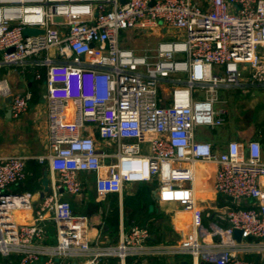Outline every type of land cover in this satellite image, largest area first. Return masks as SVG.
<instances>
[{
	"label": "built area",
	"instance_id": "1",
	"mask_svg": "<svg viewBox=\"0 0 264 264\" xmlns=\"http://www.w3.org/2000/svg\"><path fill=\"white\" fill-rule=\"evenodd\" d=\"M0 0V96L11 97L17 118L33 94L11 88L8 74L43 79L48 112L47 153L52 185L36 209L34 221L18 222L33 210L29 191H9L26 178L28 156H0V252L20 255L17 264H107L102 257L160 253L149 248L151 232L134 224L119 243L95 248L89 218L75 215L62 190L83 191L80 172L96 174L97 196L121 194L131 182L157 181L159 200L172 201L197 219L194 183L199 163L214 164V189L237 207L219 214L221 226H198L178 246L193 264H257L241 258L242 239L264 241V155L261 140H230L223 150L197 137L204 126L221 127L228 111L218 107L223 88L247 81L264 85V0ZM184 31L138 51L124 45L128 29L160 26ZM39 29L26 35L25 28ZM11 49V50H10ZM2 69L7 72H2ZM245 73H248L245 75ZM165 85L169 86L165 94ZM99 138L115 151L98 147ZM148 138V153L142 139ZM249 200L252 206H242ZM200 215V214H199ZM57 226L56 246L35 249L44 239V221ZM66 260V261H65Z\"/></svg>",
	"mask_w": 264,
	"mask_h": 264
},
{
	"label": "crops",
	"instance_id": "2",
	"mask_svg": "<svg viewBox=\"0 0 264 264\" xmlns=\"http://www.w3.org/2000/svg\"><path fill=\"white\" fill-rule=\"evenodd\" d=\"M194 1L203 7L208 6L207 0ZM137 31L140 30L128 29L123 33L125 46L132 47L130 45L131 39L129 38ZM148 31H154L157 38L161 39L183 37L185 35L184 31L181 32L165 25L155 30H145L144 36H146ZM5 71L7 72V70L2 69V72ZM8 78L11 88L15 92L30 91L33 94L28 109L17 118L12 116L11 101H8L9 97L0 96V156L22 154L29 157L27 160L26 178L17 185H11L9 191L15 193L29 191L32 194L31 199L35 208L33 210L20 211L15 217L19 223L23 221L31 222L36 218V209L44 197L50 193L49 189L43 196L41 195L43 190L41 179L44 177L46 169L47 177L50 179V188L53 180L48 163H42L37 158L38 155L47 153L49 147L48 105L45 97L47 87L45 80L34 78L32 74L25 76L19 69L10 71ZM258 86L264 87V85L255 84L250 81H247L240 87L246 91H250ZM240 87L223 88L221 91L232 88L240 89ZM198 129L197 137L202 140L211 141L217 150H223L226 144L234 139L261 140L264 155V142L261 138H257L252 134L246 136L243 132L233 130L224 133L222 138H220V136H216L217 128H210L213 132L206 131V129L198 131ZM94 135L97 138L100 149L106 152L115 151L114 143L99 138L96 130L94 131ZM142 140V151L143 153H148L149 140L147 137ZM214 172V164H197V178L194 183L198 201L197 212L200 214H198L197 219H195L194 213L184 211L176 202L159 200L157 181L131 182L125 186L121 194L112 193L107 195L105 199H101L97 196L96 192V174L94 172H80L79 178L84 184L83 191L78 194H70L66 190H62L61 197L71 202L75 215L88 216L89 226L87 234L93 249L104 248L119 243L122 235L127 233L134 224H137L148 228L149 232H151V239L147 242V246L150 249L153 247L164 252L133 255L128 257L126 264H171L173 262L181 263L189 259L190 264H193L189 255L176 253L171 249L185 240L193 228L202 226L204 229H211L212 223L225 226L226 223L219 221L220 212L225 208L237 207L229 197L214 189ZM209 179H211L210 183L208 182ZM243 205L252 206L253 204L251 201L246 200L243 202ZM44 223L46 227L45 237L31 244L35 249L48 250L58 243L55 221L47 219ZM235 249L241 258L253 260L257 264H264L263 240L253 237L241 240L237 239ZM0 256V264H17L20 258L18 254L6 256L2 255L1 252ZM71 260L74 264H83L84 257L72 258ZM102 260L107 264H119V258L116 256L102 257ZM199 264L215 263L200 261Z\"/></svg>",
	"mask_w": 264,
	"mask_h": 264
},
{
	"label": "rangeland",
	"instance_id": "3",
	"mask_svg": "<svg viewBox=\"0 0 264 264\" xmlns=\"http://www.w3.org/2000/svg\"><path fill=\"white\" fill-rule=\"evenodd\" d=\"M143 36L144 31H137L129 38L131 44L128 43L138 51H145L161 40V38H157L154 31H148L146 36ZM247 74L245 73V75ZM164 88L166 94L169 86L165 85ZM219 100L218 107L226 108L229 113L225 124L216 129V136L222 138L224 133L237 130L246 136L252 134L264 142V87H254L250 91H246L242 87L221 91ZM201 129L213 132L209 126L201 127L198 131ZM208 182L210 183L211 179Z\"/></svg>",
	"mask_w": 264,
	"mask_h": 264
},
{
	"label": "water",
	"instance_id": "4",
	"mask_svg": "<svg viewBox=\"0 0 264 264\" xmlns=\"http://www.w3.org/2000/svg\"><path fill=\"white\" fill-rule=\"evenodd\" d=\"M126 2V0H121V3L124 4ZM24 32L26 35H30L31 33H34V32H43L39 29H32V28H25L24 29ZM11 50V49H10ZM8 101H11V97L8 98ZM42 180V184H43V190L41 192V195L43 196L45 192H48L49 189H50V179L47 177V169L45 170L44 172V177L41 179ZM235 237L238 239V240H241L242 239V231L241 230H237L236 233H235ZM171 264H190V259L189 260H184L182 261L181 263H171Z\"/></svg>",
	"mask_w": 264,
	"mask_h": 264
},
{
	"label": "trees",
	"instance_id": "5",
	"mask_svg": "<svg viewBox=\"0 0 264 264\" xmlns=\"http://www.w3.org/2000/svg\"><path fill=\"white\" fill-rule=\"evenodd\" d=\"M42 80H45V78H43ZM17 258H18V257H17ZM17 258H16V259H17ZM0 259H1V256H0ZM16 259H15V260H16Z\"/></svg>",
	"mask_w": 264,
	"mask_h": 264
}]
</instances>
